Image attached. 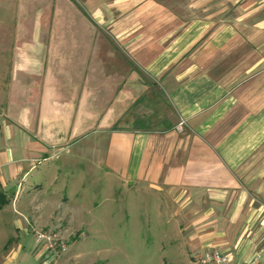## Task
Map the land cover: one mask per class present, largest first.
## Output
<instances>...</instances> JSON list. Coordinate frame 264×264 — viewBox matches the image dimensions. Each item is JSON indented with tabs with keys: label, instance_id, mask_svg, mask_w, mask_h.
Instances as JSON below:
<instances>
[{
	"label": "crops",
	"instance_id": "0c3cea01",
	"mask_svg": "<svg viewBox=\"0 0 264 264\" xmlns=\"http://www.w3.org/2000/svg\"><path fill=\"white\" fill-rule=\"evenodd\" d=\"M189 5L0 0L19 8L0 40V264H45L38 228L113 220L83 217L94 188L160 204L162 264H264V0Z\"/></svg>",
	"mask_w": 264,
	"mask_h": 264
},
{
	"label": "rangeland",
	"instance_id": "374dc122",
	"mask_svg": "<svg viewBox=\"0 0 264 264\" xmlns=\"http://www.w3.org/2000/svg\"><path fill=\"white\" fill-rule=\"evenodd\" d=\"M158 1H162L170 8H190L189 4L193 0ZM18 12L19 8H0V40L9 37L15 31ZM167 109L169 110V108ZM61 160L63 159L57 162L60 166H63V170L64 167H69L68 164H61ZM79 162L80 160L77 163H71L73 170L80 169L78 168ZM100 181V179L94 180L98 183ZM98 191L99 189L94 188L91 190V195L93 200L100 205L98 207L85 206L89 207L90 212L84 213L83 217L92 219L103 208L104 210L111 208L114 209V219L109 220L106 218L103 222L93 220V228L85 224L83 230L79 228L81 221L78 220L73 224L72 232L67 230L64 225H57L63 230L67 238H71L69 250L66 253L67 257L71 256L73 258L76 253H82L81 257L74 258L72 261L68 258L65 261L62 258L59 263L74 264L73 262L80 261L76 264H162L164 256H169L170 244L168 242L170 240L163 234L164 226L167 225L166 221L159 220L157 216L160 204H147L137 209L123 193L117 204L114 206L107 205L102 203L104 202V196L102 197V193L100 194ZM12 211V207H9L5 214H12ZM194 259L195 257L193 263ZM181 263L182 261L177 259L174 260L173 264Z\"/></svg>",
	"mask_w": 264,
	"mask_h": 264
},
{
	"label": "built area",
	"instance_id": "2783aa9c",
	"mask_svg": "<svg viewBox=\"0 0 264 264\" xmlns=\"http://www.w3.org/2000/svg\"><path fill=\"white\" fill-rule=\"evenodd\" d=\"M185 125L186 120L181 118L176 129L183 131ZM35 235L39 245L38 258L45 264H60L59 261L69 250L70 238L57 226L38 228ZM260 252H256L254 258L259 257ZM229 260L230 255L219 248L205 249L195 256L194 264H227Z\"/></svg>",
	"mask_w": 264,
	"mask_h": 264
},
{
	"label": "trees",
	"instance_id": "16d2710c",
	"mask_svg": "<svg viewBox=\"0 0 264 264\" xmlns=\"http://www.w3.org/2000/svg\"><path fill=\"white\" fill-rule=\"evenodd\" d=\"M10 202L9 195L5 192V190L0 185V210Z\"/></svg>",
	"mask_w": 264,
	"mask_h": 264
}]
</instances>
